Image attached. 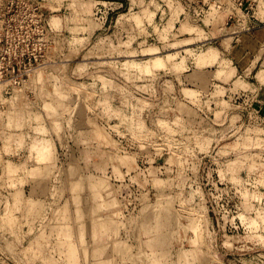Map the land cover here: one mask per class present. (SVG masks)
Returning <instances> with one entry per match:
<instances>
[{"label": "rangeland", "instance_id": "obj_1", "mask_svg": "<svg viewBox=\"0 0 264 264\" xmlns=\"http://www.w3.org/2000/svg\"><path fill=\"white\" fill-rule=\"evenodd\" d=\"M0 264H264V0H0Z\"/></svg>", "mask_w": 264, "mask_h": 264}, {"label": "bare ground", "instance_id": "obj_2", "mask_svg": "<svg viewBox=\"0 0 264 264\" xmlns=\"http://www.w3.org/2000/svg\"><path fill=\"white\" fill-rule=\"evenodd\" d=\"M212 50H213V49H212ZM204 53H205V52H204ZM210 55L212 56V55H213V53H212V52H210ZM210 55H209V56H210ZM199 56L201 57V55H198V60H199ZM204 56H205V55H204ZM211 56H210V57H211ZM210 57H209V58H210ZM214 57H215V56H214ZM216 57H217V56H216ZM216 57H215V58H216ZM206 58H207V57H206ZM155 59H156V58H155ZM204 60H205V59H204ZM204 60L200 58V60H199V61H204ZM206 60H207V59H206ZM210 60H211V59H210ZM159 61H160V60H159ZM159 61H158V62H159ZM207 61H208V60H207ZM156 62H157V61H156ZM212 62H214V59H213V61H212ZM199 63H200V62H199ZM199 63H197V62H196V65H197V64H199ZM201 63H202V62H201ZM204 63H206V62H204ZM204 63H203V64H204ZM207 63H208V62H207ZM209 63H210V62H209ZM209 63H208V64H209ZM208 64H206V65H208ZM194 65H195V64H194ZM200 65H201V64H200ZM202 66H203V65H202ZM204 66H205V65H204Z\"/></svg>", "mask_w": 264, "mask_h": 264}]
</instances>
